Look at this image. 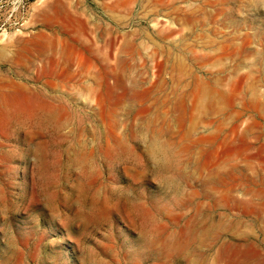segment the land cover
<instances>
[{
	"label": "rangeland",
	"instance_id": "374dc122",
	"mask_svg": "<svg viewBox=\"0 0 264 264\" xmlns=\"http://www.w3.org/2000/svg\"><path fill=\"white\" fill-rule=\"evenodd\" d=\"M0 264H264V0H0Z\"/></svg>",
	"mask_w": 264,
	"mask_h": 264
},
{
	"label": "bare ground",
	"instance_id": "6f19581e",
	"mask_svg": "<svg viewBox=\"0 0 264 264\" xmlns=\"http://www.w3.org/2000/svg\"><path fill=\"white\" fill-rule=\"evenodd\" d=\"M48 6V5H47ZM49 7V6H48ZM47 8V7H46ZM15 57V56H14ZM209 97H211V95H210V92L209 91H202V95H201V98L202 99H205V98H209Z\"/></svg>",
	"mask_w": 264,
	"mask_h": 264
}]
</instances>
